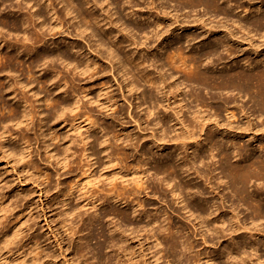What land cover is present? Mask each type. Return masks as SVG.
Here are the masks:
<instances>
[{
	"label": "rangeland",
	"instance_id": "obj_1",
	"mask_svg": "<svg viewBox=\"0 0 264 264\" xmlns=\"http://www.w3.org/2000/svg\"><path fill=\"white\" fill-rule=\"evenodd\" d=\"M51 1L53 0H50V2ZM152 1H154V4H151ZM152 1L120 0L117 4L112 3V0H103V3L100 6L99 12L102 16L105 14L103 16L105 19L109 20V18L113 17V19L116 20L120 17V21L117 20L115 24H110V26L108 24V27L114 32L113 34L116 37L114 40H121L123 43V46H120L119 49H121L120 54H122L125 63L128 62L126 59L129 56L128 52L134 48V46L131 45V42L135 40L136 45L138 46V53L144 58V66L150 71V74L155 76L156 79H160L161 77L158 76V72H166L171 74L169 77H164L166 81L179 85L177 93L182 94L181 97L184 96L182 98L184 108L182 109L180 116H183L182 118L184 119L192 115V111L200 114H205L207 112L208 116L211 115L212 118L217 116L221 123H228L229 121L233 122V128L235 129L237 126L243 128L245 125L244 122L247 120L246 116H249L250 121L254 122L256 128L264 129V109L263 111L258 110V106L254 104L249 93L240 94L236 91H228V93L223 91V93H220V91L217 90H210L198 86L196 85V82L191 80V77H188V71L196 65L194 61L189 59V56L196 53H202L210 47L215 51L202 58L200 62L201 68L207 67L209 70L217 72V74L225 69L228 70L229 68L235 67L248 71L250 70L249 66H252L257 62L258 68L264 70V22L257 26L253 24V21L258 19L257 17L264 15V0H215L222 12L214 11L213 9H206L201 5L187 6L183 0H181V2L178 0ZM50 2L49 0L42 1L44 6H48ZM53 3V10L50 7L46 9L41 7L42 11L47 16L45 21L46 27L45 25L41 27L40 22L42 19L36 17L32 18L33 21L31 20L28 24H25L23 29L19 28L18 30H15L10 25L0 26V54H2L0 58V66L11 63L6 56L12 50V52L17 50L21 51L19 54L21 62H19V64L13 63L12 68H7L0 72V90L2 92L4 91L3 93L0 91L1 94H4V97H2L3 99L0 100V119H5V125L9 126L7 127V132L9 134L13 132L12 136H14L12 137L13 141L9 140L5 142L6 146H4V148L1 147L2 143L0 139V202H3L5 207L7 206L13 209L12 213L10 215L8 214L7 221L10 220L9 222L11 223L19 221L17 226H20L21 223H23V226H29L31 230L28 233V238L26 237L23 240L25 247H27L26 249L31 248L33 252L44 249V252L46 253H54L56 258L51 264H65L66 262H64V259L68 260L69 262L67 261V263L69 264H79V260H83L82 264H99L98 261L104 259L107 253L110 252V248H104L100 252L101 256H99L98 259L94 258L97 255H92V252L97 251L98 244L103 242V237H100L97 234L99 230L98 228H95L96 222H93V225L89 224L88 215L93 212V209L90 208L89 205H86V203L91 199V196H94L93 198L98 197V202H101L100 200L103 201L105 193L109 191L111 187L110 179L106 178H111L117 172L122 173H120V176L130 174L127 177H124V179L128 180L131 185V174L137 170V176L142 175L145 182L142 189L144 191L140 198L141 201L144 199L143 203L145 204L142 206L143 208L136 206L135 203L130 204L129 201L124 203V200H122L119 202L114 201L112 202L113 204L111 203L112 205L110 204V207H108L109 205H106L105 207L107 208L104 207L103 209L105 210L116 206L119 211L125 209L129 210L133 222L130 228H132V226L134 228L136 227L135 229L137 232L139 231V234L143 233L144 228H153L157 235L150 239V241L146 243V246H154L156 245V242H161L160 246L158 244L155 246V248L159 247L158 250L162 249L163 245L166 246L164 251L166 255L164 257L165 262L162 264H186L185 256H181L178 251L169 248L165 242L163 243L162 238L165 237L167 231L170 230L174 232L175 235H178L177 237L179 238H187L188 240L194 241L195 248L192 253L190 252L191 254H195V251L202 249L203 253L201 254L202 259L200 264H204L205 262V264H215L217 259H219L220 256L222 257V255L214 256L221 252V249L219 250L220 244L204 245L202 243L203 240L201 239V236L192 226V223L194 225L198 222L196 218L194 219L195 213L192 211L188 212L189 208L184 209L182 207L184 202L183 204L179 203L178 199L175 201L176 196L172 193L170 188L172 185L167 184L166 182V184H163L164 181H161L163 175L154 173L155 171L152 169L151 165L161 163V161L158 162L157 160L162 159L165 153L164 151H159L149 138H142L143 134L149 133L152 130L151 128H154L151 122L153 114L148 115L147 112L149 109V103L144 101L145 99L141 93V90H143V87L145 86L141 85L142 87L139 89L129 88L128 80L124 78L125 76H122L123 71L119 69V64L114 63L116 69L111 66L112 63L108 59L105 49L98 47L96 38L95 36H92L90 30L82 31V29H79V32L78 28L75 27L77 21L75 15L72 13H63V6L58 0H55ZM27 4L25 0H0V16H3L10 23L16 19V21H19L20 18H27L38 9V6L33 5L32 3ZM83 11L87 13L90 9L85 6ZM164 11H168L171 14H169V17H174L176 15L175 17H178L177 19L179 20V23L185 24V27L183 29H177L176 26H172L171 29L174 28L173 31L164 33L157 38V36L168 26V19L166 18H161L162 23L160 27L156 26L157 18L159 16L165 17ZM57 15H60V19ZM106 16L108 18H106ZM200 19L205 21L208 25H213L214 31L210 32L205 31V29L203 30V28H192V25L196 26V24H199L198 20ZM56 24L58 26H56ZM49 25L53 26V30L50 29L51 27H49ZM121 25L126 27L123 28ZM229 30H233V34H235L234 37L227 34V31ZM193 37L195 38L193 39ZM38 38L39 40H37ZM33 41H35V43ZM24 42L28 43L31 48V51L26 55L24 47L21 46V43ZM5 43L6 46L14 45V47L7 48ZM32 43L34 46L38 45V48H33ZM249 43L252 45H249ZM231 44H235L239 49L235 55H229L231 52L230 48H234L231 47ZM176 46H182L181 57L187 59L186 63L182 66V69L184 68L185 70L181 69L179 72H176L168 69V71H166L168 68L165 64L166 55L170 51H173ZM256 46L257 51L254 50ZM150 50H153V52H148ZM58 52H64L69 59L58 58ZM100 52L101 54H99ZM41 53L49 54L50 57L53 58L52 62L50 60L46 61L47 63L43 61L38 62L33 69L34 72L28 75L27 67L30 58ZM125 53H127V55ZM93 62L95 63L93 64ZM161 62L164 64L163 67L160 66ZM88 64H90V66ZM79 67L85 69L87 67V71L83 72ZM131 68L135 71L133 65H131ZM135 73H137V71H135ZM137 75L140 74L137 73ZM29 77H37V79L39 77H47L52 83H58L56 86L54 84L51 85L58 94L56 95L54 92L56 96H59L68 102H77L78 107L75 108L74 111L65 114L63 116L64 122L54 128V132L57 135L66 136L71 140L72 149L69 156L70 158L68 159L69 162L66 166L58 163L59 157L55 155L58 151V147L56 146L57 140L54 141L51 139L52 141L49 140L48 142L46 141L47 139H43L40 136V115L36 111L38 109L45 110L46 107L42 106L39 108V102L35 100L43 98L44 94L39 93L36 96H32L33 91L40 92L42 84L39 82H34L31 85L28 84ZM16 80H21L24 85L25 83L28 85L23 87L19 84V86L16 84ZM3 83L5 84L3 85ZM12 85L13 87L11 88L10 86ZM14 85H16V87ZM30 88L34 89L29 91ZM13 90L16 92H13ZM99 93H101L102 96L100 104L105 106L109 105L107 107H110L107 111L98 106L96 98ZM18 96H23L27 99L28 104L30 103L37 108V110L34 107L32 109L31 105L28 107L31 108L30 111H32V119L29 120L30 123L28 126L26 123L21 124V126H16L11 124L13 122L8 119V117H10L9 115H11L9 107L15 105V103L16 105H19L17 102V99L19 98ZM171 96V94L168 95L169 98ZM45 97L43 102H50L48 99L49 97ZM227 97H231L233 102L226 104L225 100ZM196 98L198 99L197 101ZM163 101L165 103L166 98L163 99ZM173 102V98H170L169 106L171 110L167 109L168 115L171 118L172 113L178 110V106ZM43 105H45V103ZM202 105H204V107ZM241 107L244 110L243 113L240 112ZM163 110L161 108V114L164 113ZM234 112L235 116L231 117V114ZM88 117L90 120H88ZM89 121H95L98 130H94V128L88 129ZM173 121H175V119L169 121L168 125H172ZM9 123L11 125H9ZM241 131L244 130L238 129L235 131L236 134H238L236 141L247 150V154H249L248 156H250L252 152H259L264 156V137L261 136V132H258V136L254 139L248 140L252 134L247 136V134H249L247 130H245V132ZM85 132L86 134L88 133V135L98 136L99 140H105L104 145L107 147L104 151L101 150L103 148L98 147L97 159L93 160L94 157L91 158L93 162H97L91 168L86 157L82 156L83 142L81 141V136H79V134L86 135ZM15 140L17 142L19 141V143ZM14 142L16 143L14 144ZM47 142L51 144L49 148H46L45 143ZM174 142L167 143V146L170 145L173 149ZM11 144H14L15 146L13 145V147H16L17 149H25L26 156L24 154V158L21 159L18 154L14 155V152L8 150L9 146L12 147ZM20 145L23 147H20ZM192 149H194V146L190 147V149L188 148V154L190 151H193ZM51 150H53V152ZM234 150L236 151V149ZM50 151L53 154H51ZM175 153L176 151L173 152L174 156H176ZM177 154L182 158L180 161V163H182L183 158H185V155L187 154L186 151L184 149H179L177 150ZM139 160H143V162L147 161L148 164L141 165L138 163ZM206 160L210 163L212 162L210 158H206ZM192 164H194V166L200 165L199 159L194 158V163ZM215 167H217L216 170L213 165H210L212 172L219 176H217V179L222 178L220 177L221 173L219 164L217 163ZM145 168L147 171L143 172L146 170ZM192 169L188 172L189 174L191 173L190 178H192V181H197L200 186L205 187L208 181L196 178L194 170ZM91 174L93 177L86 180L87 175L89 176ZM94 179L100 180L95 182ZM217 179L216 181H218ZM114 181L121 183L122 178H117ZM160 183H162V185ZM257 183L258 182L255 181L251 182L249 187L250 191L255 194H257L258 190L264 193V183ZM72 186L75 191L73 192V197L70 202H72V205L76 210V215L73 214L72 216L67 217V222L60 223L62 218L61 214H63V210L65 209L62 205V191L66 193L72 188ZM214 187H217V185ZM195 190L193 195H198ZM207 190L208 192H205V195H202V197L208 196L209 198H213V196H215L214 199L220 201L217 195L210 193V189L207 188ZM215 190L220 194L225 192V212H229L230 209H233L235 206L240 212L250 215L249 210L238 203L236 198L231 195L230 190L226 188L224 182L219 184V188ZM83 205L86 206L84 207ZM41 208L46 211L45 214L46 219L48 218L47 221L44 220L41 214ZM103 209L101 206L97 207L96 212L98 213L96 219L101 217ZM134 209H136V211L132 212ZM143 209L146 214H148V217L144 216L143 218H140L138 213L143 212ZM119 215L120 214L116 212L112 215H108L109 217L107 216L103 218V225L108 230L112 227L122 228L123 222L121 220V215ZM151 219L153 220L152 223L150 221ZM262 222L264 224V220ZM66 228H68V230ZM71 228L73 230L78 229L77 231L79 232L76 235H73L70 232ZM90 228H92V231L94 232V238L89 236ZM159 228L165 229L164 234L163 232L160 233L161 229ZM203 228H201V230ZM50 230H52V233ZM108 230H105V235H108ZM60 234L66 237V242L67 240L68 242L70 241L69 243L71 246L68 249L66 248L67 246H63V244V249H59V241H61L59 240ZM30 236H33L31 240ZM157 236L159 239H156ZM41 246L43 248H41ZM152 248L155 250L154 247ZM206 255H211L213 260H210L207 263ZM31 258L32 256L27 255L25 262L30 264Z\"/></svg>",
	"mask_w": 264,
	"mask_h": 264
},
{
	"label": "bare ground",
	"instance_id": "obj_2",
	"mask_svg": "<svg viewBox=\"0 0 264 264\" xmlns=\"http://www.w3.org/2000/svg\"><path fill=\"white\" fill-rule=\"evenodd\" d=\"M25 1H26V4L32 3L33 5L38 6V9L34 13L31 14L32 17L31 16L27 18L23 17V18H20L19 21H16L17 20L16 19L15 21H11L10 23L3 16H0V26L10 25L15 30H18L19 28L23 29L25 27V24H28L31 20L33 21L32 18L36 17L38 19L39 18L42 19V21L40 22V26L43 27L46 24L45 21H46L47 16L42 11L41 7L45 9L50 7L53 10L54 8H52V5H54L53 2L55 0L51 2L49 0L50 4L48 6L43 5L42 3L43 0H25ZM119 1L120 0H112V3L118 4ZM178 1L181 2V0H178ZM58 2L63 6V11H64L63 13H70V14L72 13L75 15V19L77 20L75 27L78 28V30L82 29V31H85L89 29L90 32L92 33V36H95L98 47L105 49L108 55V59L112 63L111 66L116 69L114 63L119 64L120 66L119 69L123 71L122 76H125L124 78L128 80L129 88L139 89L142 87L141 85L145 86L143 87V90H141L142 91L141 93L145 99L144 101L146 103L147 102L149 103L148 104L149 109L147 110V112H148V115L153 114L151 122L154 128H151L152 130L150 129L151 131L147 134L142 133L143 134L142 138H149L150 141L154 143V146L159 151H162V152L164 151L165 153L162 159L159 158L160 160H157L158 162L161 161V163H155L151 165L152 169H154L155 171L154 173L163 175L161 178V181L162 182L164 181L163 184L166 182L167 184L172 185L170 188H171L172 193H174V195L176 196L175 201H177L178 199L179 203L183 204L184 202V205L182 207L184 209L189 208L188 212L192 211L193 213H195L194 219L196 218L198 222L197 224H194V225L192 223V226L194 227V230H196L198 234L201 236V239L203 240L202 243L204 245L220 244L219 250L221 249V252L214 256L222 255V257L220 256L219 259H217V261L215 262V264H264V226H263L264 224L262 222L264 220V193L258 190L257 194H255L252 191H250V188H249L251 182L253 181L258 182L257 184L264 183V156L259 152H252L250 156H248L249 154H247V150H245L243 146H241L236 141V137L238 136V134H236L235 132L238 129L244 130L241 132H245V130H247L249 132L247 136L252 134L248 138L249 140V139H254L256 136H258L257 135L258 132H261V136L264 137V129L256 128V125L254 124V122L250 121L249 116H246L247 120L246 122H244L245 125L243 128L237 126L235 129L233 128L234 127L233 122L229 121L228 123L227 122L221 123L219 122V118H217V116L215 118H212L211 115L208 116V113L206 111L205 112L207 114L206 113L200 114L198 112L195 113L192 111V115L188 116V118H185V119L182 118L183 116L181 117L180 113L182 112V109L184 108L183 99H182L184 96L181 97L182 94L177 93V90L179 89V85H177L176 83L174 84V83L167 82L164 77H169L171 76V74H168L166 72L164 73L158 72L159 73L158 76L161 77L160 79H156L155 76H152L150 74V71H148V69L144 66L145 64L144 58H142L138 53V49H137L138 46L136 45L135 40L132 41L133 44L131 42V45L134 46V48L131 49L130 51L128 50L129 56L128 58H126L128 62L125 63V60L122 58V54H120L121 49H119L120 46H123L122 45L123 43L121 40H117V41L114 40V38H116L115 35L113 34L114 32L111 30L110 27H108V24L110 26V24L112 25L115 24L117 20L120 21V17L118 18L116 17L117 18L116 20H114L113 17L109 18V20L105 19L103 17L105 14L102 16V14H100L99 12V9H100L101 4L103 3V0H58ZM183 2H185L187 6L201 5L206 9H213L214 11L222 12L221 8L217 5L215 0H183ZM151 4H154V1H152ZM85 6H87V8L90 9V11H88L87 13L83 11V8ZM164 14H165V17L157 16L158 20H156V26L160 27L162 23L161 18L168 19L167 20L168 26L165 29L163 28L164 31H162L157 36V38L162 36L164 33L173 31L174 28L171 29L172 26L173 27L176 26L177 29H183L185 27V24L179 23V20L177 19L178 17H175L176 15L174 17L172 16L169 17L170 13L168 11H166ZM57 16L60 19V15H57ZM106 18L108 17L106 16ZM257 18L258 19L256 21H253V24L255 26L261 25L264 22V15L259 16ZM73 22H74V19H73ZM198 22L199 24H196V26L192 25V28L196 27V28H201V29L203 28V30L205 29V31H210V32L214 31L213 25H208L205 21L201 19L198 20ZM56 26L58 25L56 24ZM49 27H51L50 29L53 30V26L49 25ZM233 33H234L233 30L227 31V34L232 37H234L235 35ZM194 38L195 37H193V39ZM37 40H39V38ZM35 41L33 42L35 43ZM21 44H22L21 46L24 47L25 55L28 54L31 51L29 44L26 42L21 43ZM32 45H33L32 46L33 48H38L37 47L38 45L34 46L33 43ZM249 45H252V44L249 43ZM5 46H6V43H5ZM6 47L13 48L14 45H7ZM231 47H234V48H230L231 52L229 53V55L237 54L239 49L235 46V44H231ZM254 50L257 51V46L254 48ZM12 51L8 53V55L6 56V58L11 63L8 64L9 66L6 64H5L6 66L5 65L0 66V72L7 68H12L13 63L19 64V62H21V59L19 57V54L21 51H18V50L15 52H12ZM214 51L215 50L210 47L209 49L204 50V52L202 53H196V54L189 56V59L194 61L196 65L193 68H190V70L188 71V77H191V80L196 82V85L202 86L210 90H217V91H220V93H223V91H226L227 93L228 91H236L237 93H240V94L249 93L252 97L254 104L258 106V110L263 111L264 109V70L258 68L257 62L254 65L249 66L250 70L248 71H244L243 69H238L235 67V68H229L228 70L225 69L219 74H217V72L211 71L207 67L201 68L200 62L202 58L208 55L209 53L210 54L213 53ZM148 52L152 53L153 50H150ZM99 54H101V52ZM125 54L127 55V53ZM1 55L2 54H0V58H1ZM181 55H182V46H176V48L173 51H170L169 53H167L165 64L167 65L168 68L166 71H168V69H171L176 72H179L182 69V66L186 63L187 59L182 58ZM57 57L61 59H67V58L69 59V57L64 52H58ZM48 60L52 62L53 58L50 57V55L47 53H41V54H37V56H32L29 60V64L27 67L28 68L27 74L29 75L30 73L34 72L33 69L37 65L38 62H41V61L46 62ZM154 62H153V65H154ZM94 63L95 62H93V64ZM88 65L90 66V64ZM131 65L134 66V70L137 71V73H139L140 75H137V73L133 71V69L131 68ZM163 65L164 64H162L161 62L160 66L163 67ZM74 67H77V66H74ZM79 69H81L83 72L87 71V67L86 69L79 67ZM34 82H39L42 84V86L40 87V92L33 91L32 96H36L39 93L44 94L43 98L36 99L35 101L39 102L38 103L39 108L42 106H45L46 107L45 110H42V109L37 110V108L34 105H31L30 103L28 104V101L26 98H24L23 96L22 97L18 96L19 98L17 99V102L19 105H16L15 103L16 106L12 105L9 107V112L11 115H9L10 117H8V119L9 121L13 122L11 124H14L16 126L17 125L21 126V124H25V123L28 126L30 123L29 120L32 119V111L30 110L31 108L33 109V107L36 108L37 110L36 112L39 113L40 115V121H39L40 122L39 123L40 136L43 139H47L46 141L48 142L51 139L54 141L57 140L56 146L58 147L57 148L58 151L56 152L55 155L59 157L58 163L62 164L63 166H66L69 162L68 159L70 158L69 156L71 154L70 152L72 149L71 140L66 136L57 135L54 132V128L58 126L60 123L64 122L63 116L65 114H68V112L74 111V109L78 107L77 102L75 103L68 102V101L63 100V98L56 96L58 94L55 92L56 90L51 87V85L54 84L56 86L58 83H52V81H50L47 77H41V78L39 77L38 79L37 77H29L28 84L31 85ZM141 82H143L144 84ZM4 84L5 83H3V85ZM16 84L17 85L21 84L23 87H26V85H28L26 83L24 85L21 80H16ZM14 86L16 87V85ZM10 87L12 88L13 85ZM32 89L34 88H30L29 91H32ZM14 91L15 90H13V92ZM54 92L56 95L54 94ZM169 94L172 95L170 98H173V101H174L173 103H175L178 106V110L172 113V118L168 115V110H171L169 106L170 105V98L168 97ZM3 95L4 94L0 95V100L3 99L2 98L4 97ZM45 96L49 97L48 99L50 102H43ZM97 96L98 97L96 98V100L98 102L99 108H104L107 111L110 108V107H107L109 105L105 106V105L100 104V100L102 98L101 93H99V95L97 94ZM165 98H166V102H165L166 104L163 101V99ZM197 100L198 99L196 98V101ZM230 102H233V99L231 97H227L225 100V103L227 104ZM44 103L45 105H43ZM30 105L32 107L28 108L30 107ZM202 106L204 107V105ZM161 108L162 110L164 109L163 114H161L162 112ZM240 112L241 113L244 112L242 107H241ZM234 116H235V112L231 114V117H234ZM173 119H175V121H173L172 125H168L169 121H172ZM88 120H90V118ZM95 121H89L88 129L94 128V130H98L97 129L98 127H96ZM11 124L9 123V125ZM0 126H1L0 139L2 143L1 147L4 148V146H6L5 142L12 140V137L14 136H12L13 132H11L10 134L7 132L8 131L7 127L9 126L5 125V119H0ZM79 136H81L80 138H81V141L83 142L82 156L86 157V160L89 162V165L91 168L97 162V161L93 162L91 158L94 157L93 160L97 159L96 156H97L98 147L103 148L101 149L103 151L107 148L106 145H104L105 140L104 141L101 139L99 140L98 136L88 135V133L86 135L79 134ZM169 141L170 142L175 141L173 145V149L170 147V145L167 146V143H170ZM16 142H14V144ZM48 142L45 143L46 148H49L51 146V144ZM17 143H19V141ZM13 145L12 147L9 146L8 150H10L11 152H14V155L18 154V156L21 159L24 158V154L26 156L25 149L24 150L21 148L17 149L16 147H13ZM21 146L22 145H20V147ZM193 146H194V149H192L193 151H190V153L188 154L187 152L188 148L190 149V147H193ZM179 149H184L187 153L185 155V158H183L182 163H180L182 158L178 156L180 153L177 154V150ZM234 149H236V151ZM53 150H56V149H53ZM53 150L51 151L53 152ZM175 151H176L175 153L176 156H174L173 154V152ZM52 152L51 154H53ZM194 158L199 159L200 165L194 166V164H192L194 163ZM206 158H210L212 162L210 163L209 161L206 160ZM138 163L141 165L148 164L147 161L143 162V160H139ZM217 163L219 164V168H220V173H221L220 177H222L219 179H217L219 176L213 173L212 169L210 168V165L211 166L213 165L214 169L216 170L217 167H215V165ZM191 169L194 170L196 178L202 179L204 181H208L205 187L200 186L199 183H197V181L196 182L192 181V178H190L191 173L190 174L188 173L191 171ZM136 171H134L131 174L132 175L131 180H130L131 185H130V182H128V180L124 179V177H127L130 174H124L123 176L122 175L120 176L121 172H117L111 178H106V179H110L111 187L109 191L107 192L105 191L106 193H105V198L103 199V201L100 200L101 202H98L99 201L97 199L98 197L93 198L94 196H91V199L86 203V205H89L90 208L93 209V212L89 214L90 217L88 215L89 224L93 225V222H96L95 228H98L99 230L97 234L98 236L103 237V242L98 244L97 251L92 252V255L93 256L97 255L94 258L98 259L99 256H101L100 252L104 248H110V252L107 253L104 259L102 261H98L99 264H162L165 262L164 257L166 255L164 251H165L166 246L163 245V248L160 247L162 248L160 250H158L159 247L155 248V246H157V244L160 246L161 242H158V243L156 242V245L154 246L152 245L146 246V243L157 235L156 231L153 230V228H150V227H149L150 229L144 228L143 230L144 234L143 233L139 234L138 233L139 231L137 232V230L135 229L136 227L134 228L132 226V228H130L133 222H132V216L129 210L125 209V210L119 211L116 206H115L116 208L113 206L105 210L103 209L106 205H109L108 207H110V204L114 201L119 202L122 200H124L123 201L124 203H127V201H129L130 204L135 203L136 206H140V207H142L145 204L143 203L144 199H142V201L140 199L142 192L144 191L142 189H143V185L145 182L143 180L142 175L137 176L138 173ZM146 171L147 169L143 172H146ZM92 177H93L92 174L89 176L87 175L86 180H89ZM117 178L119 179L122 178L121 183H117L116 181H114ZM216 179L218 181H216ZM222 179H225V180H222ZM99 180L100 179L98 180L94 179L95 182ZM222 182H224V184L226 185V188L230 190L231 195L236 198L238 203H240L247 210H249L250 215L240 212L239 210H237V207L235 206L233 207V209H230L229 212H225L226 210V209L224 210L225 192L220 194L219 192H217V190H215L219 188V184H221ZM160 184L162 185V183ZM216 185L217 187H214ZM207 188L210 189V193L217 195L220 201H217L218 199L217 200L214 199L215 196L213 195H212L213 198H209L208 196L202 197V195H205V192H208ZM194 190L195 192L198 193V195H193ZM74 191L75 189H73V186L66 193L62 191L63 192L62 205L63 207H65V209L63 210V214H61L62 218L60 220V223L61 222L64 223L65 221L67 222L66 220L67 217L72 216L76 212V210L74 209L72 205V202H70V200L73 197ZM98 206H101L103 211L101 213V217L96 219L97 213H98L96 211H97ZM136 209H134V211L132 212H135ZM12 210L13 209L7 206L5 207L3 202H0V264H27L25 262V258L27 255L32 256L30 260L31 261L30 264H51L53 263V261H55L54 259L56 258L54 253L53 254L51 253L49 254V252L46 253L44 252V249H40L37 252H33L31 248L26 249L27 247H25V243L23 240L28 236V233L31 229L27 225H24L25 226L24 227L22 225L23 223H21L20 226L19 225L17 226V223L19 222L18 220H17L18 222H14V223L9 222L10 220L7 221V218L12 213ZM40 211H41V214L44 220L47 221L48 218L46 219V214H45L46 211L43 208H41ZM116 212L121 215V220L123 222L122 223L123 229L119 227H115L114 225L115 228L112 227L113 228L112 229L110 227L111 229L108 230L103 225L102 219ZM138 214L140 218H143L144 216L148 217V214H146L145 210L143 212H139ZM150 221L152 223L153 220L151 219ZM48 223L47 225L49 226ZM124 225H125V228H124ZM201 228L203 229L201 230ZM66 229L68 230V228ZM77 230H73L71 228L70 232L73 235H76L79 232ZM105 230H108V235H105ZM164 231L165 229L163 228L161 229L160 233L163 232L164 234ZM50 232L52 233V230H50ZM89 234L91 238L95 237L94 232L92 231V228H90ZM59 236H60L59 240H61L59 241L60 242L59 249H63L64 245L67 246L66 248L68 249L71 246L69 243L70 241L68 242L67 240L66 242V237H64L61 234ZM177 236L178 235H175V233L172 232L171 230L167 231V233L165 234V237L162 238L163 243L165 242V244H167L169 248L175 251H178L181 256L183 257L185 256L186 264H200L201 259H202L201 254L203 253L202 249H198L197 251H195V254H191L193 249L195 248L194 241L188 240L187 238H184V239L179 238ZM32 238L33 236H30V240ZM156 239H159L158 236ZM152 247H154L155 250ZM41 248L43 247L41 246ZM205 257L207 258V263L210 260H213V257H211V255H206ZM152 258H153V261H152ZM67 261L68 260L64 259V262H66L65 264H69L67 263ZM82 262L83 260H79L78 263L82 264Z\"/></svg>",
	"mask_w": 264,
	"mask_h": 264
}]
</instances>
